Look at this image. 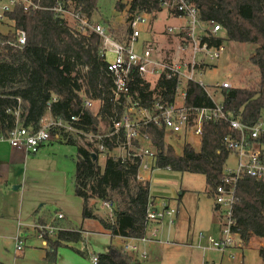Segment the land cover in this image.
I'll return each mask as SVG.
<instances>
[{
  "label": "trees",
  "instance_id": "1",
  "mask_svg": "<svg viewBox=\"0 0 264 264\" xmlns=\"http://www.w3.org/2000/svg\"><path fill=\"white\" fill-rule=\"evenodd\" d=\"M34 1L45 9L35 12L15 9L7 14L15 28L26 32L27 43L21 51H9L8 60L0 64V135L6 137L18 122L37 130L47 114L63 123H68L74 116L80 119L73 124L78 131L96 135L99 122L109 129L108 133L101 134V142L111 153L124 142L120 134L105 137L113 130L112 120H119L122 107L113 102L112 80L106 71L107 63L99 54V38L93 34L74 35L54 12L48 10L62 4L66 8L80 9L90 17L97 10L98 0ZM192 1L198 8L200 19L219 24L226 35L222 39L212 38L211 45H218L227 39L256 46L250 61L259 71L257 84L248 88L223 89L217 96L231 119L253 127L264 114V0ZM160 3L161 0H129L127 3L117 0L115 10L119 13L125 11L128 23L136 12H144L156 19L162 11ZM125 35L127 38L129 29ZM175 89V81L165 79L150 85L137 78L132 85V90L144 106L150 104L153 96L173 101ZM186 92V107H213V102L197 84L188 83ZM85 100L101 102L99 119L93 118L84 108ZM21 103L25 110L17 117L15 113ZM141 132L147 133L151 139L150 148L155 153L159 169L202 175L209 198L223 184V171L232 157V152L224 146V138H240L239 133L226 122H209L203 126L199 149L185 143L182 154L177 155L171 145L165 144L163 130L150 125ZM51 133L58 136L54 137L55 141L76 147L74 195L83 203L82 220H98L111 237L144 238L148 226L149 183L136 180L137 161L129 158L121 161L120 158L107 156L103 168H100L97 153L96 159L92 158V144L78 145L73 139L64 142L61 139L65 137L62 128H54ZM250 143L264 154V133ZM234 186L232 232L237 233L245 244L253 237L264 239V183L241 174ZM182 196L183 192L174 202L176 208ZM91 201L110 202L113 220L97 219ZM171 202L168 200V205ZM216 209L214 205L213 212ZM81 236V229L60 231L56 240L49 241L46 246L47 261L54 262L56 251L63 243H78ZM259 254L264 263V245ZM97 259V264H137L115 247L98 255Z\"/></svg>",
  "mask_w": 264,
  "mask_h": 264
},
{
  "label": "built area",
  "instance_id": "2",
  "mask_svg": "<svg viewBox=\"0 0 264 264\" xmlns=\"http://www.w3.org/2000/svg\"><path fill=\"white\" fill-rule=\"evenodd\" d=\"M160 5L170 10L174 19L183 20L182 24L174 27L169 26L165 31L167 37L174 40L172 55L168 58L164 56L156 42L141 41L142 28L144 27L147 31L150 25L149 15L144 12H136L132 15L128 23V37L118 39L104 25L93 23L91 17H87L80 9L66 8L62 4H57L48 10L54 12L74 35L93 34L99 38V54L107 63L106 71L112 80L113 102L122 107L119 120H112L113 130L105 137L119 136V134L122 136L124 142L120 145L129 151L126 152V157H115L120 158L121 161H125L127 158L137 161L136 180L138 182H146V175L148 173L151 175L159 169L156 166V156L151 148L143 150L140 147L137 148L139 138L144 136V134H140V129L152 125L163 130L164 134L189 137L198 145H200L203 136V126L209 122L224 121L239 133L240 138L237 140L230 138L223 140L226 149L232 152L234 166H225L223 184L218 186L213 194V202L217 207L215 214L219 226L218 236L198 233L199 241H206L207 247L202 248L203 250L224 251L228 248L239 247L242 240L237 233L231 230L234 183L241 174L264 183V154L250 143L264 133V121H259L255 126L248 127L231 119L225 113L222 102L216 101L214 97V92L230 89L231 85L227 81H222L207 87L200 79H196L197 75L203 73L207 68V61H217L224 54V41L218 45L210 44L212 38H222L220 35L223 31L222 27L212 21H202L198 8L192 0H161ZM15 9L35 12L45 8L34 0H0V24L8 25L5 33L0 31V36L6 38L5 40L0 38V64L8 60L9 51H21L27 43L26 32L21 28H15L13 20H9L7 17V14L12 13ZM148 31L151 33L150 30ZM162 34L164 35V33ZM137 78L151 85H154L159 79L175 81L176 92L173 101L167 102L161 97L153 96L150 104L144 106L141 98L132 90V85ZM191 82L204 90L206 97L213 102V107L188 108L185 106L186 87ZM208 89H212L213 94L212 90ZM84 108L91 113L93 118L99 119L100 101L85 100ZM49 119L51 123L47 127H41L43 126L41 125L37 130L17 124L3 138L12 148L32 155L41 147L49 144L51 140L55 139L54 137H58L51 134L54 128H62L67 138L72 136L73 131L84 133L73 127L74 123L79 122V117H71L68 123H63L60 120L55 121L51 116ZM44 120L48 119L44 118ZM44 120L42 119V121ZM100 137L102 139V136L92 134L89 143L92 144L93 140ZM101 139L99 143L96 141L97 147L94 148L92 145L98 156L108 151ZM102 206L110 210L112 207L110 202H102ZM175 216L176 210L167 203H162L158 209L152 200H149L147 225L162 224L165 217H168L166 220H168L169 226H172ZM63 218L61 213L56 215L57 221ZM35 230L37 239L45 246L49 241L56 240L58 233L63 231L55 223L36 225ZM156 237L157 233L154 231L151 234V239L155 241ZM134 240L137 242L151 241L146 238L130 239V241ZM15 248L16 251L21 252L23 242L17 241ZM135 251L136 247L130 244H125L122 247V252L125 253ZM140 259L145 260L146 254L143 253ZM92 263H98L96 256L92 257Z\"/></svg>",
  "mask_w": 264,
  "mask_h": 264
},
{
  "label": "rangeland",
  "instance_id": "3",
  "mask_svg": "<svg viewBox=\"0 0 264 264\" xmlns=\"http://www.w3.org/2000/svg\"><path fill=\"white\" fill-rule=\"evenodd\" d=\"M116 1L117 0H98L97 10L93 12V14L90 17L93 23L95 22L104 25L106 28L110 30V32H112L114 36H116V38L124 39L127 36L125 35L126 31L127 29H129L128 22L126 20L127 16L125 11L119 13L115 10ZM121 1L123 3H127L129 0H121ZM149 18L151 22L149 30L150 31L154 30L156 34L160 35L159 39H157L158 41L157 46L161 49L164 56L168 58L170 55H172L174 40L171 37H167L165 31L169 26L174 27L182 24L183 20L174 19V17L171 15L170 10H167L163 7H162V11L159 13L156 19H152L151 15H149ZM151 25L153 26V28ZM7 29H8V25L0 24L1 32L5 33ZM162 33H164V35ZM220 35L222 38L226 37L223 31L221 32ZM142 40L145 41L151 40V36L149 32L146 31L144 27L142 28V34H141V41ZM223 41L225 45V52L222 55V57L217 61H207V65H208L207 68L203 73L197 75L196 79H200L207 87L213 86L216 83H221L222 81H227L231 85V87H236V88H248L256 85L257 82L259 81V71L258 68L254 66L250 61V56L255 50L256 46L252 44L229 42L227 41V39ZM153 42L155 43L154 40ZM208 90L211 91L212 89H208ZM211 93L213 94V90L211 91ZM218 94L219 91H216V93L214 92V97L216 101H219V97H217L219 96ZM24 110H25L24 104L21 103L18 111L16 112V116L18 117V115L20 113L22 114ZM48 116L49 115L47 114L45 115L44 118H47ZM261 121H264V114L262 116ZM49 123H51V120L48 118L47 121L46 120L42 121L41 125L43 126L41 127H47ZM18 124L21 123L18 122ZM108 131L109 129H107L105 126H103L102 123L99 122V125L97 126L96 135L100 134L99 136H101V134L104 135V133L106 132L108 133ZM141 131L142 129H140V134L141 135L144 134V136L143 138H139V146L137 148L140 147L142 148V150L146 148H150L151 139L149 138L147 133ZM91 135L92 134L79 133L73 131L72 136L70 137L68 136V138L66 136L65 137L62 136L61 139L62 140L64 139L63 140L64 142L67 141L68 139H73L76 142V144L86 146V144L87 143L89 144V142L91 141ZM100 139L101 137L93 140L94 142L92 143V145L94 148L98 146L96 141L99 143ZM164 142L166 145H171L177 155L182 154V148L184 144L188 142L192 144L196 150L199 149V145L196 142H193L191 138L186 136L185 137L180 135L173 136L170 135V133H168L165 134ZM48 147H53L56 149L55 151L59 153V155L63 157V161L66 162V166L64 162H63L64 166L61 165L60 162H57V165L55 166L53 165L50 172H48L46 175H41L39 176V178L36 179L37 180L36 189L42 194L55 195L54 192V188L56 186L55 180H57L60 175H64L69 181V183L72 184L73 186L74 172H75L73 159H75L76 156V147L66 144H60L59 142L56 141H54L52 145H49ZM90 150L92 154L95 155V150L93 148H90ZM128 151L129 150L127 148L123 149L122 145H118V147L115 148L111 153L107 151L106 153L100 154L98 156L97 163L100 168H103L107 156L126 157V152ZM228 165L234 166L233 156L229 158ZM149 166L151 167V165ZM146 176L147 178L148 176L150 177L149 193H151L152 195L168 193L171 192L170 190L172 189L176 191L177 196L181 192H183L182 200L185 203L186 210L184 212H181L180 217L177 218L176 216L174 217V224L170 226V228H168L169 224L167 225V220H166L168 217H165L163 223V225H165V230L161 238L165 239L167 237V231L172 230V238L171 236H168V238H171V240L173 238L175 240L176 238H178L177 240L179 241L183 240L186 241L187 244H191L193 251L197 254V258L196 259L194 258L195 261L190 264H203L205 262L208 264H264L259 254V250L262 247L261 245H264V239H258L253 237L251 238L249 243L245 244L243 242H240L241 245L242 243L244 245L243 250L235 249V251L232 250L230 252L225 251L223 254L217 253L211 249L206 252H203L201 249H197L196 245L199 242L200 245L203 246L206 245L205 240L199 241V239L197 238L198 233L203 232L206 235L209 234L211 236L216 237L219 232L216 225L212 226L210 223L211 211L213 209V206L215 205L213 202L214 195L209 198L205 193L206 183H205V178L202 175L190 174V173H178L173 171H167V169H158L155 170L151 174V176L149 173ZM168 178L176 180L173 183L174 185L172 184L170 185L168 183ZM172 182L173 181H171V183ZM92 203L93 202L91 201L90 204L93 206L94 213L95 212L100 213V215L98 216L99 218L106 219L107 221L113 220L112 208L111 210L110 209L103 210V208L101 207V202L94 201V203L93 204ZM152 203H155L154 200L152 201ZM171 203L173 204H170V207L176 210V206L174 202ZM156 208L159 209L160 206L157 205ZM214 216L216 217L215 222H217V216L215 212H214ZM72 222H73L72 223L73 226H76L77 223H75V221ZM56 224L58 225V223ZM156 229L159 231L158 228ZM176 231L178 232L176 233ZM145 237H147L146 234L144 238ZM150 237L151 236H148L147 238ZM155 239L156 240L159 239L158 234ZM36 241L38 244L40 243V240H36ZM77 244L78 243H72L74 248H77ZM60 247L58 249H60ZM118 250L122 254L129 256L128 254L129 252L128 253L122 252V248L120 249L118 248ZM183 251H189V250H183ZM149 257L150 259L148 260V262H146V260H143V262H140V264H149V263L156 264L155 258L151 257L150 254ZM187 262H188V258L186 256H183L178 260L171 256L162 259V264H187Z\"/></svg>",
  "mask_w": 264,
  "mask_h": 264
},
{
  "label": "crops",
  "instance_id": "4",
  "mask_svg": "<svg viewBox=\"0 0 264 264\" xmlns=\"http://www.w3.org/2000/svg\"><path fill=\"white\" fill-rule=\"evenodd\" d=\"M149 34L151 40L148 41L154 40L158 43L157 39H159L160 35L156 34L154 30H151ZM54 141L51 140L49 144L41 147L35 154L30 155L12 148L0 135V264H93V256L98 257L100 254L107 253L110 247L120 249L124 244H130L136 247L135 252H129L128 254L137 264L143 262L140 259L143 253L146 254V262L150 259V254L151 257L155 258L156 264H162V259L168 256L174 257L177 260L186 256L188 258L187 264L195 261L194 258H197V254L193 251L192 245L187 244L183 240L179 241L177 240L178 238L171 240L172 230L167 231V237L165 239L161 238L165 230L164 222L156 225L148 224L147 226V237L151 236L154 231L159 235L158 240L154 239L156 242H153L151 237L145 238L151 239L152 241L137 242L136 240L130 241L129 238L111 237L102 228L98 220L83 221V203L81 199L74 195V183L72 186L64 175H60L55 180V195L40 193L36 189V179L50 172L52 166L57 165V162H60L61 165L64 162L66 166V162L55 151L56 149L48 147ZM73 162L75 166V159H73ZM171 181L173 182L171 183ZM174 181L176 180L168 178L170 185H174ZM146 182L150 183L149 176ZM170 191L158 195L149 193L150 199L152 200L153 198L156 207L162 203L168 204V200L175 202L180 197V194L177 196L174 189ZM101 207L103 210L109 209L103 207L102 202ZM185 210V203L181 198L180 204L176 208V218L180 217L181 212ZM59 213L64 218L57 221L56 215ZM94 215L97 219L106 220L99 218L100 213L98 212H95ZM72 221L77 223L76 226H73ZM48 223H58V226L62 230H82V236L77 244V248H74L72 243H63L60 249L56 251L54 262L47 261L45 257L46 246L41 241L39 243L40 245L36 241L38 239L36 237L35 226ZM210 223L212 226L216 225L219 231L218 223L215 222L213 209L211 211ZM168 236H171V238H168ZM17 241L23 242L21 252L16 251L15 245ZM243 243L239 247L215 252L223 254L225 251L230 252L231 250L235 251V249L243 250ZM205 246L200 245V242L196 245L197 249H201L203 252L210 250H203L202 248H205ZM151 252L154 253L152 254Z\"/></svg>",
  "mask_w": 264,
  "mask_h": 264
},
{
  "label": "water",
  "instance_id": "5",
  "mask_svg": "<svg viewBox=\"0 0 264 264\" xmlns=\"http://www.w3.org/2000/svg\"><path fill=\"white\" fill-rule=\"evenodd\" d=\"M92 158H93V160H95L96 159V156L95 155H92Z\"/></svg>",
  "mask_w": 264,
  "mask_h": 264
}]
</instances>
